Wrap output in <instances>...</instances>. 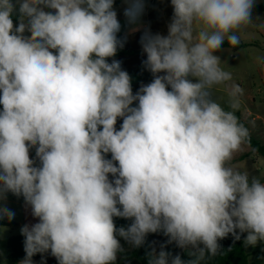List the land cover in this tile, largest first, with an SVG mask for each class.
I'll return each mask as SVG.
<instances>
[{"label": "clouds", "instance_id": "9594fccd", "mask_svg": "<svg viewBox=\"0 0 264 264\" xmlns=\"http://www.w3.org/2000/svg\"><path fill=\"white\" fill-rule=\"evenodd\" d=\"M16 2L18 25L16 4L0 0V200L22 196L38 221L20 230L19 264L36 254L46 264V253L116 264L121 240L139 248L158 232L192 258L161 245L148 264H204L229 235L264 244V179L233 163L249 140L235 115L243 89L216 54L242 30H264L256 0H170L166 34L140 38L153 79L135 94L121 62L109 63L126 42L115 0ZM143 10L129 0L128 23ZM220 87L231 110L214 99ZM14 217L0 207V219Z\"/></svg>", "mask_w": 264, "mask_h": 264}, {"label": "rangeland", "instance_id": "374dc122", "mask_svg": "<svg viewBox=\"0 0 264 264\" xmlns=\"http://www.w3.org/2000/svg\"><path fill=\"white\" fill-rule=\"evenodd\" d=\"M152 1V3H151ZM261 0H256V4H259ZM16 4V10H19V4L16 0H13ZM149 4L150 11H159L164 17L166 25L170 22L173 15V7L170 0H144L143 4ZM129 6V0H122L119 6H115L116 12L124 11ZM255 8V7H254ZM50 11V9H45ZM147 12V13H148ZM253 15L261 17L264 20V13L253 10ZM120 24L124 23V19H118ZM14 25H18L19 19L13 21ZM260 21H257L259 23ZM138 28H142L145 25V16L142 14L137 22ZM28 35V33H25ZM240 43L244 44V47L234 50V48H222L218 53L222 59V67L226 71H230L233 76V83L239 85L243 89V95L240 97V108L235 110L236 113H242V119L250 126L251 116L245 115L244 110H254L251 100L255 99V105L258 106V110H264V30H260L255 26H250L239 33ZM238 44V45H239ZM214 99H216L225 110H231L229 108V98L226 95L223 87H220L214 91ZM2 110V105H0ZM252 136L260 143H264V129L262 131H253L251 128ZM243 157L242 162L239 161V157ZM254 156H257L254 159ZM30 157L36 160L39 165V160L35 156V148L30 150ZM255 160V161H254ZM254 161V163H253ZM234 164L238 165L242 169H248L253 175L264 176V158L255 154L247 145L244 147V151L238 153L234 159ZM0 207H7L15 213V217L9 221L6 218L0 219V254H3L6 250V242L8 237L21 234V228L24 225H31L37 221L31 214L30 206L26 205L23 197H17L12 193L6 194V199L0 200ZM245 252L248 254V262L251 263L260 249H264V244H258L255 248L245 247L242 244Z\"/></svg>", "mask_w": 264, "mask_h": 264}, {"label": "trees", "instance_id": "16d2710c", "mask_svg": "<svg viewBox=\"0 0 264 264\" xmlns=\"http://www.w3.org/2000/svg\"><path fill=\"white\" fill-rule=\"evenodd\" d=\"M121 0H115L114 7L119 5ZM255 11L264 13V0H261L259 4L255 6ZM19 11L16 10L13 13V21L18 20ZM146 27L144 29H138L136 31H128L129 24H121V30L117 34L118 38L124 39L126 42L123 48H118L114 57L109 58V63L112 60H118L121 62L123 70L127 71L132 78L133 93L137 92L142 84H148L152 81V74L143 66V61L146 59V54L143 52L140 38L145 30H150L152 33L166 34L167 25L163 15L159 11H150L145 17ZM244 44L237 45L234 50L244 47ZM222 48H231L225 42ZM135 106V104L133 105ZM240 121L247 128L244 121L241 119L238 113L235 114ZM122 119L118 118L116 128L119 130ZM250 149L261 155L264 158V144L260 143L249 133V140L246 144ZM107 159H111V154H106ZM112 179V177H109ZM114 222L117 227H127L132 221L124 218H114ZM1 224V223H0ZM246 235V234H245ZM168 237L163 232L150 233L146 237L145 244L139 248H133L123 240L121 244L124 247V251L119 255H122V259L116 264H148L147 253L152 247H155L157 251L160 250L161 245H164V250L170 252L173 256L179 254L185 261L191 259L188 255V251L176 246L175 242L167 243ZM244 237L241 240L236 241L229 235L227 238L219 241L221 245V251L216 257L207 258L204 264H261V257H264V251L260 249L255 256L254 260L248 262V254L245 252L242 244ZM25 257L24 252V237L19 235L10 236L6 242L5 250V263L6 264H18ZM41 258V254H36L33 260ZM44 260L46 264H57L55 257L50 253L44 254Z\"/></svg>", "mask_w": 264, "mask_h": 264}, {"label": "crops", "instance_id": "0c3cea01", "mask_svg": "<svg viewBox=\"0 0 264 264\" xmlns=\"http://www.w3.org/2000/svg\"><path fill=\"white\" fill-rule=\"evenodd\" d=\"M117 6H119V5H117ZM142 14L146 17V14L147 13H142ZM117 18L118 19H124L125 20L124 23H122V24L128 23L127 18L124 15V11H118L117 12ZM134 27H137V25H131V24H129L128 31H132V29ZM145 27H146V21H145V25L142 28H138V29H144ZM251 104H252L254 110L252 111V110H249L248 108H246L244 110V112L246 113L245 115L251 116L250 126H251V128H252L253 131H262L264 129V110H258L259 109L258 106L255 105V99H252L251 100ZM238 114L240 115V117L242 119L243 114L242 113H239V112H238ZM244 123L246 124L249 133L252 135L253 132L251 131V128L248 127V125H247V123L245 121H244ZM262 144H264V143H262ZM255 154H257V153H255ZM256 158H257V156H254V159H256ZM238 159H239V161L242 162L243 157L240 156ZM254 161H253V163H254ZM261 178L264 179V176H262ZM121 259H122V255H118L117 262H119ZM41 260H42V257L40 259L33 260V262H34V264H41ZM0 264H6L5 263V252L3 254H0Z\"/></svg>", "mask_w": 264, "mask_h": 264}, {"label": "built area", "instance_id": "2783aa9c", "mask_svg": "<svg viewBox=\"0 0 264 264\" xmlns=\"http://www.w3.org/2000/svg\"><path fill=\"white\" fill-rule=\"evenodd\" d=\"M151 3H152V1H151ZM149 4L150 3H144V10H143V13H147L148 12V10H149Z\"/></svg>", "mask_w": 264, "mask_h": 264}]
</instances>
